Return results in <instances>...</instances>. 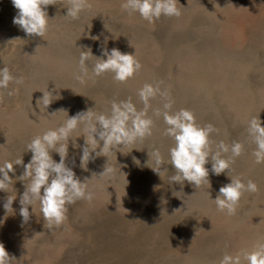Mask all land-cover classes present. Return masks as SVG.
<instances>
[{"label":"rangeland","instance_id":"rangeland-1","mask_svg":"<svg viewBox=\"0 0 264 264\" xmlns=\"http://www.w3.org/2000/svg\"><path fill=\"white\" fill-rule=\"evenodd\" d=\"M89 2L90 8L73 21L64 17V0H53L43 40L19 30L12 22L17 10L11 0H0V67L8 66L23 79V84L10 86L19 89L16 95L5 90L0 97V163L23 156L27 164L32 155L27 144L58 127L67 115L88 109L107 112L113 101L129 98L143 109L139 88L158 83L174 102L173 111L188 109L198 124L219 130L214 141L244 144L231 175L253 180L259 190L246 192L229 216L209 197L215 199L230 182L225 174L210 172L211 187L198 189L188 182L172 183L175 170L170 165L160 178L151 169L148 152L159 148L167 159L173 142L163 135L162 116L154 115L165 102L157 96L148 110L155 121L151 137L117 152L92 153L86 169L80 167L84 138L77 139V148L70 142L66 163L81 181L88 180L95 195L91 202L70 205L60 227L49 230L39 203L22 225L21 181H14L9 193L0 192V243L13 258L11 264H219L226 253L254 251L264 243V164L255 163L247 129L253 118L264 124V0H178L179 17H161L153 24L125 12L123 0ZM105 37L109 50L135 55L142 70L126 83L115 81L111 73L80 83L73 75L79 47L88 46L99 56ZM96 62L90 58V70ZM47 89L61 97L48 114L64 111L39 115L36 100ZM52 155L59 162V155ZM105 169L111 172L101 175ZM22 172L23 166H16L15 176ZM8 194L17 199L14 212L6 214ZM241 264H246L243 257Z\"/></svg>","mask_w":264,"mask_h":264},{"label":"clouds","instance_id":"clouds-1","mask_svg":"<svg viewBox=\"0 0 264 264\" xmlns=\"http://www.w3.org/2000/svg\"><path fill=\"white\" fill-rule=\"evenodd\" d=\"M11 4L17 10L13 24L26 36L45 40L51 20L47 8L53 5V0H11ZM64 4L66 9L64 17L73 21L79 20L81 14L91 6L89 0H64ZM177 4L178 0H123L121 7L128 14H138L143 20L153 24L161 17H179L181 10ZM91 39L99 41L98 36ZM107 44L108 38L105 37L104 42L98 45L99 56L94 55L88 46L79 47L81 49L79 67L78 71L73 73L77 81L84 83L90 76L100 77L111 73L115 81L126 83L142 70L143 66L135 55L123 53L118 48L109 50ZM92 57H95L97 62L90 70L88 61ZM21 84L23 79L14 76L12 69L8 66L0 67V97L5 90L9 96L16 95L19 89L10 86ZM54 91L55 89L42 91V96L37 98L36 108L39 109V115L42 112L49 115V106L61 98L59 94L54 95ZM138 96L144 105L140 110L129 98L113 101L107 112L98 113L88 109L71 117L67 115L58 127L48 128L27 144L26 152L32 154L27 164L24 163L23 156L14 161L5 160L0 163V192L9 193L15 185L14 181L16 183L19 180L23 183L24 191L19 198L22 225L29 222L37 203L43 221L51 230L66 222L70 205L80 200L91 202L95 194L88 189V180L81 181L73 167L66 163L70 142L73 148H77L80 147L77 139L84 138L80 167L86 169L90 159H93L92 153L100 156V153L117 152L151 137L155 121L148 115V110L151 107L150 102L157 96L165 102L163 110L155 109L154 115L157 118L162 116L166 125L163 135L173 142L168 149L167 159L159 148H153L148 152L149 159L153 161L151 169L160 178L169 171L166 165H170L175 170V175L170 177L172 183L184 185L188 182L198 189L205 185L211 187L210 172L216 176L225 174L230 182L219 188L215 199L211 198L210 193L209 197L219 211L226 212L229 216L235 215L246 192L255 193L259 190L253 180L248 179L245 182L242 177L231 175L235 158L244 151L243 143L214 141L213 134H218L219 130L212 124H198L194 113L188 109L173 111L174 102L158 83H145L139 88ZM34 113L37 115L35 111ZM247 132L255 145L252 153L255 163L264 164V124L260 119L253 118L249 121ZM52 153L59 155V162L53 159ZM133 159L138 161L135 157ZM209 163L210 169L206 167ZM16 166H23V172L19 176H15ZM108 172H111V169H105L101 175ZM16 199L17 196L8 194L3 204L6 214L9 211L14 212L12 205ZM242 257L246 264H264V243H258L254 251H244L235 255L226 253L219 264H241ZM12 260L4 245L0 243V264H11Z\"/></svg>","mask_w":264,"mask_h":264}]
</instances>
